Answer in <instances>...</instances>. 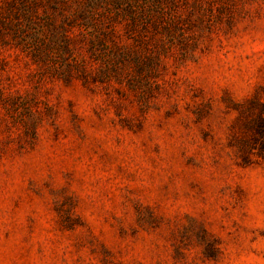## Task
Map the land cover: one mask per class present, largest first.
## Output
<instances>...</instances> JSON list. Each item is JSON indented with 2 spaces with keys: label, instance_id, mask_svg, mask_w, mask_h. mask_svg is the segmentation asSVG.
Masks as SVG:
<instances>
[{
  "label": "rangeland",
  "instance_id": "374dc122",
  "mask_svg": "<svg viewBox=\"0 0 264 264\" xmlns=\"http://www.w3.org/2000/svg\"><path fill=\"white\" fill-rule=\"evenodd\" d=\"M67 1L0 0V264H264V0Z\"/></svg>",
  "mask_w": 264,
  "mask_h": 264
},
{
  "label": "trees",
  "instance_id": "16d2710c",
  "mask_svg": "<svg viewBox=\"0 0 264 264\" xmlns=\"http://www.w3.org/2000/svg\"><path fill=\"white\" fill-rule=\"evenodd\" d=\"M52 4V13H47V22L55 21L57 14L59 17L68 23L70 21H77L79 18H86L85 12L79 8L75 10L71 9V4L67 0H46ZM76 2V0H73ZM11 5L14 7L13 10H17L19 16L16 20H11L9 24H13L11 29L13 32L18 33L19 30L24 31L25 25L34 24L38 21L39 16H41V0H11ZM54 11V12H53ZM54 13V14H53ZM27 23V24H26ZM26 31V30H25ZM38 34V33H36Z\"/></svg>",
  "mask_w": 264,
  "mask_h": 264
}]
</instances>
